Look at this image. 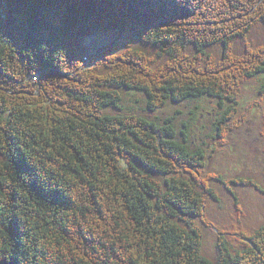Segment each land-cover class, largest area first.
Returning a JSON list of instances; mask_svg holds the SVG:
<instances>
[{
  "label": "trees",
  "instance_id": "1",
  "mask_svg": "<svg viewBox=\"0 0 264 264\" xmlns=\"http://www.w3.org/2000/svg\"><path fill=\"white\" fill-rule=\"evenodd\" d=\"M262 24L264 0H0V259L264 264V223L220 230L212 258L193 220L216 226L211 179L239 212L230 182L264 188L207 173V150L173 116L161 123L122 105L127 89L152 111L207 96L224 111L223 138L243 85L264 75V42L250 39ZM116 29L126 37L86 68L85 39Z\"/></svg>",
  "mask_w": 264,
  "mask_h": 264
},
{
  "label": "rangeland",
  "instance_id": "2",
  "mask_svg": "<svg viewBox=\"0 0 264 264\" xmlns=\"http://www.w3.org/2000/svg\"><path fill=\"white\" fill-rule=\"evenodd\" d=\"M124 39L121 29L94 33L85 39L93 57H86V68L94 66L93 59L101 54L100 49L110 46L118 37ZM136 46L147 50L155 48L145 45L136 38ZM250 39L254 46L264 42L263 24L250 33ZM235 49L240 52L241 44L236 43ZM209 53L221 55V46L208 48ZM34 80L37 78H33ZM264 82V75L251 78L246 81L241 91L237 104L238 113L234 126L228 135L223 138H215L220 125V119L224 111L218 108L217 102L210 97L203 96L192 98L183 102H170L159 110H148L147 101L140 92L122 91V105L125 112H136L145 115L158 122H164L166 118L173 116L174 126L177 131L185 130L191 140V146L206 149L208 153L206 172L221 175L224 179L232 180L240 178L253 179L264 188V96L259 94V88ZM228 124V125H229ZM219 197L207 199V216L215 227L207 226L199 217H193L194 222L203 230V249L210 257L217 254V241L220 230L229 231L233 227L244 226L252 228L264 223V192L255 186L237 185L230 182L231 188L238 195L242 212L236 206L234 195L220 181L210 180Z\"/></svg>",
  "mask_w": 264,
  "mask_h": 264
},
{
  "label": "water",
  "instance_id": "3",
  "mask_svg": "<svg viewBox=\"0 0 264 264\" xmlns=\"http://www.w3.org/2000/svg\"><path fill=\"white\" fill-rule=\"evenodd\" d=\"M0 264H8V261L6 259H0Z\"/></svg>",
  "mask_w": 264,
  "mask_h": 264
},
{
  "label": "bare ground",
  "instance_id": "4",
  "mask_svg": "<svg viewBox=\"0 0 264 264\" xmlns=\"http://www.w3.org/2000/svg\"><path fill=\"white\" fill-rule=\"evenodd\" d=\"M221 120V119H220Z\"/></svg>",
  "mask_w": 264,
  "mask_h": 264
}]
</instances>
